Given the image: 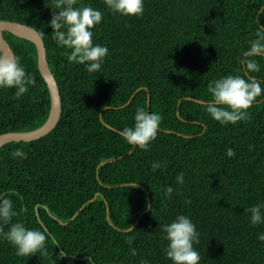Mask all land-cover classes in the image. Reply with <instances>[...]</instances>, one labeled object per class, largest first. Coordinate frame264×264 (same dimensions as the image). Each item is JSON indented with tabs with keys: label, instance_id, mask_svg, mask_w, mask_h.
Here are the masks:
<instances>
[{
	"label": "trees",
	"instance_id": "trees-1",
	"mask_svg": "<svg viewBox=\"0 0 264 264\" xmlns=\"http://www.w3.org/2000/svg\"><path fill=\"white\" fill-rule=\"evenodd\" d=\"M81 2L104 14L94 30L110 50L101 72L70 62L52 39L55 0H0V20L30 25L44 39L63 106L49 134L0 148V192L14 187L23 196L12 197L13 221L43 223L55 237L48 255L25 257L0 239V264H173L162 226L181 213L201 233L200 264H264V224H251L245 211L264 201V96L235 125L206 110L210 81L247 71L242 52L264 24V0H145L143 17L114 15L106 0ZM3 37L36 84L20 98L0 89V134L36 129L51 110L36 44L9 31ZM255 59L261 71L247 78L264 81V56ZM138 106L163 115L149 150L121 135ZM16 148L27 158H14ZM155 161L162 167L153 171Z\"/></svg>",
	"mask_w": 264,
	"mask_h": 264
},
{
	"label": "clouds",
	"instance_id": "clouds-1",
	"mask_svg": "<svg viewBox=\"0 0 264 264\" xmlns=\"http://www.w3.org/2000/svg\"><path fill=\"white\" fill-rule=\"evenodd\" d=\"M106 5L114 15L143 17L145 14V0H106ZM52 8L59 9L53 12L49 21L54 29L52 39L58 46L69 50L68 60L84 64L89 73L101 72L102 65L110 57L108 46L94 41V30L102 22L103 12L81 0H55V7ZM248 44L249 47L242 52L241 62L247 69L244 74H227L208 83L211 98L206 102V110L221 125H235L251 119L249 109L258 102L259 97L264 96V81L255 77L247 78V72L261 71V65L255 58L264 56V24L257 28L256 38L248 41ZM35 84V76L21 63L20 56L0 54V89L15 88V96L20 98ZM134 119L135 124L124 127L121 135L129 144L149 150L158 137L163 115L138 106ZM12 155L14 158L26 159L28 153L23 148H16ZM235 155V150L228 148L227 156ZM161 167L160 161L152 163L153 171ZM176 181L184 184L183 171L176 177ZM130 186L135 188L139 185L133 182ZM164 191L171 198L175 189L168 185ZM14 196L23 200L22 194L14 187L0 192V239L10 242L18 256L48 255V240H54L55 237L43 223L38 228H29L20 220L13 221V217L18 216L12 199ZM24 211H27V207ZM245 211L250 213L251 224H264V201L256 202ZM3 225L10 227L5 230ZM162 227L164 238L168 241L164 252L173 264H200L202 257L196 246L201 243V233L189 215L178 214ZM258 239L264 241V232L259 233ZM131 252L134 256L138 254L135 248ZM140 264H149V261L141 260Z\"/></svg>",
	"mask_w": 264,
	"mask_h": 264
},
{
	"label": "water",
	"instance_id": "water-1",
	"mask_svg": "<svg viewBox=\"0 0 264 264\" xmlns=\"http://www.w3.org/2000/svg\"><path fill=\"white\" fill-rule=\"evenodd\" d=\"M9 31L17 36L29 39L36 44L38 51L39 69L48 85L51 94V110L44 125L31 131H14L0 134V148L9 142L33 141L49 134L58 124L62 115V97L56 77L51 70L47 56L46 46L41 34L34 27L15 21L0 20V51L5 56L15 57L13 49L3 37V32Z\"/></svg>",
	"mask_w": 264,
	"mask_h": 264
},
{
	"label": "rangeland",
	"instance_id": "rangeland-1",
	"mask_svg": "<svg viewBox=\"0 0 264 264\" xmlns=\"http://www.w3.org/2000/svg\"><path fill=\"white\" fill-rule=\"evenodd\" d=\"M48 117H49V116H48ZM46 121H47V120H46ZM46 121L44 122V124L46 123ZM44 124H42V125H44ZM42 125H41V126H42ZM41 126H40V127H41ZM38 128H39V127H38ZM36 129H37V128H36ZM33 130H34V129H33ZM29 131H31V130H29ZM12 132H14V131H12ZM21 132H24V131H21Z\"/></svg>",
	"mask_w": 264,
	"mask_h": 264
}]
</instances>
